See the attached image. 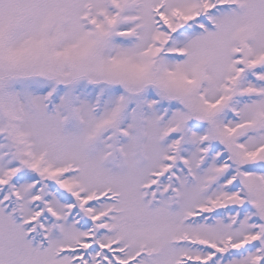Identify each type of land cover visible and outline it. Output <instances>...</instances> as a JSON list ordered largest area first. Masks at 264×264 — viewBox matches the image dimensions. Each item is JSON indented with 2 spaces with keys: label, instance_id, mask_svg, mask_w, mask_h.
Returning a JSON list of instances; mask_svg holds the SVG:
<instances>
[{
  "label": "snow or ice",
  "instance_id": "1",
  "mask_svg": "<svg viewBox=\"0 0 264 264\" xmlns=\"http://www.w3.org/2000/svg\"><path fill=\"white\" fill-rule=\"evenodd\" d=\"M0 264H264V0H0Z\"/></svg>",
  "mask_w": 264,
  "mask_h": 264
}]
</instances>
